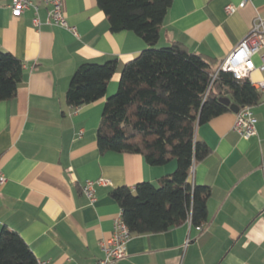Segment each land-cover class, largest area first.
I'll return each mask as SVG.
<instances>
[{"label":"crops","instance_id":"1","mask_svg":"<svg viewBox=\"0 0 264 264\" xmlns=\"http://www.w3.org/2000/svg\"><path fill=\"white\" fill-rule=\"evenodd\" d=\"M35 11L14 17L12 0H0V51L23 62L17 96L0 102V233H19L39 262L96 264L104 258L101 242L112 236L122 215L111 196L120 187L155 185L172 174L177 162L151 166L139 154H101L97 132L107 99L119 88L127 63L147 48L130 31L113 32L97 0H65L64 15L78 35L48 22L44 0ZM157 47L181 43L214 60V68L249 34L264 0H172ZM237 11L227 14L226 6ZM117 61L104 98L73 108L66 93L75 71L87 62ZM254 61L260 64V58ZM255 80L264 75L253 73ZM253 108L257 136L234 131L236 114H223L197 128L211 149L192 170L190 181L211 188L208 221H190L159 234L133 235L118 264H264V92ZM103 178L91 204L83 194L87 181Z\"/></svg>","mask_w":264,"mask_h":264},{"label":"trees","instance_id":"2","mask_svg":"<svg viewBox=\"0 0 264 264\" xmlns=\"http://www.w3.org/2000/svg\"><path fill=\"white\" fill-rule=\"evenodd\" d=\"M97 3L113 32H134L147 44L125 65L117 92L105 103L97 132L99 151L139 154L151 166L177 162L176 170L157 185L143 182L135 190L124 186L111 196L119 203L123 221L133 235L164 233L187 221L197 228L204 226L211 188L192 183L190 177L211 149L197 138V128L232 112L221 98L228 97L240 108L255 107L262 102V94L250 81L214 68V60L181 43L157 47L172 0ZM116 71V60L80 65L70 81L67 104L77 109L104 98ZM23 74V62L0 51V102L17 96ZM0 264L39 261L19 233L4 228Z\"/></svg>","mask_w":264,"mask_h":264},{"label":"built area","instance_id":"3","mask_svg":"<svg viewBox=\"0 0 264 264\" xmlns=\"http://www.w3.org/2000/svg\"><path fill=\"white\" fill-rule=\"evenodd\" d=\"M48 6V22L56 27L66 29L76 36L77 29L70 25L64 15L65 0H44ZM253 0H243L240 8H244ZM11 12L14 17H21L26 11L33 9L35 11L34 26L39 27L41 21L38 15L39 8L31 0H12L10 5ZM227 14H233L237 11L234 5H228L225 8ZM255 57L260 58V64L257 65L254 61ZM218 70L231 72L237 80H248L259 91L264 92V78L255 80L253 73L259 71L264 75V18L257 17L253 22V26L249 34L242 40L232 54L220 65ZM218 73V72H217ZM217 73L213 75V80L216 79ZM234 131L241 137L250 139L257 136V118L253 113L252 107L240 108L236 114ZM6 176L0 170V185L5 184ZM109 182L103 178L98 180L87 181L82 192L88 198L91 204L97 200V187L107 186ZM201 226L200 228H202ZM133 234L124 223L122 215L119 216L114 223L112 236L108 240L101 242V247L104 252V258L96 264H118L127 256V244L131 240ZM39 264H47L39 262Z\"/></svg>","mask_w":264,"mask_h":264},{"label":"water","instance_id":"4","mask_svg":"<svg viewBox=\"0 0 264 264\" xmlns=\"http://www.w3.org/2000/svg\"><path fill=\"white\" fill-rule=\"evenodd\" d=\"M220 102L228 106L230 110L235 114H237L240 110V107L237 104L232 103L231 99H229L228 97L221 98Z\"/></svg>","mask_w":264,"mask_h":264}]
</instances>
